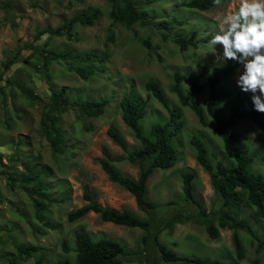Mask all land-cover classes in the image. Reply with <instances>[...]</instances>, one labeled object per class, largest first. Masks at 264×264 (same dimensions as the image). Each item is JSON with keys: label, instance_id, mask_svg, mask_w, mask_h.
Wrapping results in <instances>:
<instances>
[{"label": "rangeland", "instance_id": "374dc122", "mask_svg": "<svg viewBox=\"0 0 264 264\" xmlns=\"http://www.w3.org/2000/svg\"><path fill=\"white\" fill-rule=\"evenodd\" d=\"M7 1L10 2L8 9L5 7ZM131 1L145 13V23L137 22L130 27L119 22L112 24V5L122 6V0H0V78L6 76L14 82L10 91L3 89L0 95V264H7L8 258L21 245H35L39 251L18 264H55L64 257L61 242L68 241L72 245L76 231L88 233L95 239L105 236L124 244L128 256L123 264H149L150 258L152 264H181L164 259L152 243V233H148L143 242L146 232L103 223L91 212L80 221L68 223L67 214L86 204L84 190L102 207L127 211L154 224H162L164 216L174 212L189 213L192 220L164 229L159 235V240L179 256L209 257L226 264H254L256 261L264 264V248L257 253V243L247 233L238 231L245 246L242 260L236 258L231 231L221 230L217 240L210 239L206 233L204 223H216L212 206L217 199L220 203V199L209 175L196 161L190 139L197 137L204 142L207 158L214 168L217 161L230 166L233 159L225 152L221 138L208 127H202L193 112L182 107L170 90L174 73L193 74L198 63L210 70L223 63L214 55V48L208 41L222 26L223 18L238 11L241 0H222L220 5L206 12L179 8L183 0ZM80 13H96L97 19L92 26L76 25L70 38L49 39L43 35L36 39L39 32L61 26ZM108 28L113 32L112 41L108 39ZM178 33L193 38L198 47L180 52L174 42V35ZM45 43L47 49L56 52H94L104 61L102 66H95L94 75L86 80L70 72L71 63L66 61L49 65L46 83L31 66L18 59L12 71L3 75L7 59L19 51L23 57L28 56ZM216 52L222 55V46L217 45ZM239 72L228 83L234 93L238 91ZM148 80L159 84L170 107L181 109L184 126L172 141L178 152L176 165L169 170L155 171L147 181L146 198L158 207L146 214L137 208L130 193L108 180L94 160L102 158L105 150L121 174L136 179L138 166L123 159L125 154L111 142L107 131L116 129L129 149L137 146L121 120L119 101L125 96L147 102L146 116L141 122L145 134L150 132L152 125L168 121V114L160 104L147 99L144 85ZM61 88L67 89L69 104L54 115L58 117L57 127L67 145L63 151L55 153L40 131V120L51 104V92ZM205 98L206 92L196 102L204 107ZM101 99H108L109 103L103 115L97 118L80 115L75 106L81 100ZM235 132L242 152L256 155L253 170L264 174V133L248 120L242 121ZM26 166L32 168L31 175L39 176L48 189L44 194L50 205L43 221H48L52 229L35 217L30 195L35 182H21L28 176ZM184 172L196 175L194 196L200 202V212L184 199L181 180ZM8 175L14 178L12 187L8 184ZM238 217L248 219L264 241V223L251 209L244 207Z\"/></svg>", "mask_w": 264, "mask_h": 264}, {"label": "trees", "instance_id": "16d2710c", "mask_svg": "<svg viewBox=\"0 0 264 264\" xmlns=\"http://www.w3.org/2000/svg\"><path fill=\"white\" fill-rule=\"evenodd\" d=\"M122 1V6L115 7V5H112L110 12L112 24L119 22L126 27H130L137 22L145 23L143 19L144 12L139 11L131 0ZM214 6L216 5L213 0H183L179 3V8L202 12L212 9ZM5 7L10 8L9 1L5 3ZM95 19H97L96 13L76 14L61 26L39 32L36 39L43 35H47L49 39L63 36L70 38L76 25L92 26ZM108 35V39L112 41L113 32L111 28H108ZM174 42L180 52H185L188 48L198 47L193 38H186L179 33L174 35ZM145 45L148 46V42ZM16 59L23 60V63L31 66L45 83L46 80H49L48 68L51 63L58 61L70 62L71 65L68 66V70L86 80L94 75L95 66L97 64L102 66L104 61L98 59L94 52L82 54H73L69 50L56 52L47 49L45 43L37 46L28 56L23 57L22 52L19 51L7 59L3 75L12 71ZM238 70L242 72V66L231 60L223 61L221 65L215 66L212 70L205 64L198 63L196 72L193 74L174 73L170 90L177 96L182 107L189 108L193 112L202 127H208L221 138L225 152L230 154L233 159L230 166L225 165L222 161H217L214 168L207 158L208 152L204 142L197 137H191L190 139L196 161L209 175L211 185L220 199V203L217 199L212 206L216 223L205 222V231L212 240L219 238L220 230L231 231L236 258L242 260L245 258V246L238 231L247 233L257 243V253L261 251V248H264V241L256 233L250 221L238 217V213L246 207L251 209L254 215L264 223V174L253 170L252 163L256 155L242 152L235 129L242 121L248 120L264 133V113L254 110L250 92L245 93L238 87V91L234 93L228 85ZM12 87H14V82L6 79V76L0 78V95L3 94V89L10 91ZM144 87L148 92L147 99H154L160 104L168 114V121L163 124L152 125L150 132L145 134L141 122L146 116L147 102L133 96H125L119 101L121 120L136 141L137 146L129 149L116 129L109 128L107 131L111 142L125 154L123 159L138 166L136 179L121 174L105 150L102 152L103 157L94 160V163L100 166L112 184L130 193L137 208L147 214L158 207L156 203L146 198L147 181L155 171L169 170L178 162V152L173 147L172 141L183 128L184 122L181 109L170 107L158 83L148 80ZM205 92L204 107H201L196 99L201 98ZM49 99L51 104L42 113L40 131L49 141L52 151L60 153L67 143L64 140L63 133L57 127L58 117L54 114L64 111L65 106L69 104L67 89L61 88L59 91L51 92ZM108 103V99L81 100L76 102L75 106L78 108L80 115L97 118L103 115ZM225 109L227 112H225ZM25 172L28 176L23 178L21 182L26 184L35 182L30 189L35 217L46 228L52 229L48 221H43L50 205L46 194H44V191L47 192L48 189L39 176L31 175L32 168L26 166ZM195 177V173H182V193L184 199L199 208L200 212V202L194 196L193 181ZM7 180L9 186L12 187L14 185L13 176L8 175ZM35 197L38 199H35ZM83 200L86 203L85 206L67 214L66 220L68 223L73 224L80 221L91 212L97 215L103 223L138 228L146 232L147 234L142 238L143 242H146L148 233H152L153 245L158 248L167 262L226 264L209 257L179 256L159 240V235L164 229L173 228L177 224H185L192 220L193 216L189 213L174 212L164 216L162 224H154L148 219L139 218L127 211L102 207L87 190L83 191ZM40 233L44 234L45 232ZM38 251L39 247L35 245L18 246L15 254L8 258L7 264H18V261H27ZM61 251L64 257L55 264H123L128 256L126 247L122 243L105 236L95 239L90 234L82 231L73 233L72 245L68 241H62ZM1 257L2 255L0 259ZM42 261V258H40L39 262ZM151 261L150 258L149 264H152ZM257 263V261L254 262V264Z\"/></svg>", "mask_w": 264, "mask_h": 264}, {"label": "clouds", "instance_id": "9594fccd", "mask_svg": "<svg viewBox=\"0 0 264 264\" xmlns=\"http://www.w3.org/2000/svg\"><path fill=\"white\" fill-rule=\"evenodd\" d=\"M213 3L220 5L221 0ZM208 43L219 61L231 60L242 66L237 86L252 93L254 110L264 113V0H241L238 11L223 18ZM217 45L222 46V55L217 54Z\"/></svg>", "mask_w": 264, "mask_h": 264}]
</instances>
